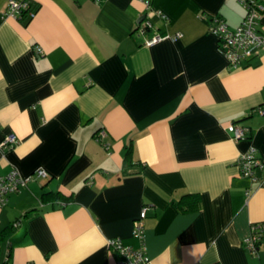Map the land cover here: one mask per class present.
<instances>
[{"label":"crops","instance_id":"0c3cea01","mask_svg":"<svg viewBox=\"0 0 264 264\" xmlns=\"http://www.w3.org/2000/svg\"><path fill=\"white\" fill-rule=\"evenodd\" d=\"M8 1L0 142L18 143L0 147V178L15 167L33 180L0 207V264H115L109 239L140 248L145 206L150 264H264V241L245 247L264 222V166L252 179L238 164L251 148L264 163V48L234 69L210 30L212 16L243 22L239 0H152L156 13L144 0H29L32 18L6 16ZM190 193L199 201L181 204Z\"/></svg>","mask_w":264,"mask_h":264},{"label":"built area","instance_id":"2783aa9c","mask_svg":"<svg viewBox=\"0 0 264 264\" xmlns=\"http://www.w3.org/2000/svg\"><path fill=\"white\" fill-rule=\"evenodd\" d=\"M243 7L247 10L243 22L236 28L232 29L228 22L220 16L211 17V32L218 38L219 47L228 65L231 68L248 66L253 57L257 56L264 48V33L260 29L261 17L264 13V3L257 0H239ZM147 8H151V13H156L152 9V0H144ZM7 11L5 15L20 18L26 14L30 18L35 15V11L31 9L29 0H9L7 3ZM159 14L167 19V16L158 11ZM148 29V25H140L139 32L144 34ZM164 36L154 35L149 38L146 43L149 45L159 43L164 39ZM40 54L43 53L41 47L37 46ZM259 115H264V103L257 107ZM232 133L234 140L246 139L249 127L241 124H231L228 127ZM108 135L105 129L100 131L95 136L96 140L103 143L106 149L109 144L104 142V138ZM18 143V138L15 133L7 136L0 142V147H13ZM240 172L246 177L255 179L256 169L262 168L264 163L258 156L256 148H251L250 151L239 157ZM36 178L47 177L48 172L39 168L34 174ZM33 180V176L24 177L17 168H13L10 172L0 178V207H3L8 201L10 193L19 191L21 188L27 187L29 182ZM148 207L142 208L140 216L133 222V236L139 239L142 243L140 248H135L132 245H127L120 238L109 239L108 247L111 251L116 252L118 259L115 264H150V258L145 246V226L144 220L147 218ZM264 241V222L255 223L252 226L251 235L245 240V247L253 254L259 249V244Z\"/></svg>","mask_w":264,"mask_h":264},{"label":"trees","instance_id":"16d2710c","mask_svg":"<svg viewBox=\"0 0 264 264\" xmlns=\"http://www.w3.org/2000/svg\"><path fill=\"white\" fill-rule=\"evenodd\" d=\"M131 150H132V147L129 145V146L127 147V150H126V152H127V158L131 156V154H132V152H133V151H131ZM53 198H63V200H64V199H67L66 197H63L62 195H60L59 193H54V192H46V193H44V195H43V199L46 200V201H47V200H52ZM191 199H194L195 203L199 201V199H198V197H197L196 194H192V193H190V194H186V195L182 196V198L180 199V200H182V201H181V204L184 203V202H187V201H189V200H191ZM187 203H188V202H187ZM5 233H6V232H5V230H4V232H3V234H2V235H3L2 237H4ZM9 259H10V257L7 259V261L5 262V264H8Z\"/></svg>","mask_w":264,"mask_h":264}]
</instances>
